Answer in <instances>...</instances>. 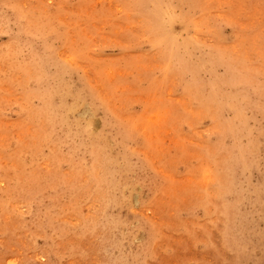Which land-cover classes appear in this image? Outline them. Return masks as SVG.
Masks as SVG:
<instances>
[{"label":"rangeland","instance_id":"1","mask_svg":"<svg viewBox=\"0 0 264 264\" xmlns=\"http://www.w3.org/2000/svg\"><path fill=\"white\" fill-rule=\"evenodd\" d=\"M0 264H264V0H0Z\"/></svg>","mask_w":264,"mask_h":264},{"label":"bare ground","instance_id":"2","mask_svg":"<svg viewBox=\"0 0 264 264\" xmlns=\"http://www.w3.org/2000/svg\"><path fill=\"white\" fill-rule=\"evenodd\" d=\"M3 206V205H2Z\"/></svg>","mask_w":264,"mask_h":264}]
</instances>
